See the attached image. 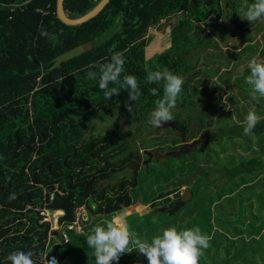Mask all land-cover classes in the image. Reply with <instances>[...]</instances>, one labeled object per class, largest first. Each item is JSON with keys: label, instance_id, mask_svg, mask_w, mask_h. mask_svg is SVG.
I'll return each instance as SVG.
<instances>
[{"label": "trees", "instance_id": "trees-1", "mask_svg": "<svg viewBox=\"0 0 264 264\" xmlns=\"http://www.w3.org/2000/svg\"><path fill=\"white\" fill-rule=\"evenodd\" d=\"M98 1L64 0V10L69 17H78ZM244 5L245 0H110L88 21L67 25L56 15V0H0V264H11L7 257L17 250L33 251L37 264H40L41 252L49 253V259L56 255L58 244L51 245L49 223L39 222V209L45 201L48 208L63 211L61 223L73 221L75 210L81 205L93 214L110 213L131 205L129 190L136 187L139 171H134L130 178L123 174L129 171L127 165L136 147L118 131L119 109L136 125L145 121L147 111H152L155 101L163 96L162 85L147 83V72L167 68L180 76L188 73L194 66L196 54L186 57L191 49L184 50V47L189 42L201 41L198 44L203 42L204 47L215 48L214 37L205 31L210 28L223 32V29H213L214 25H219L217 21L229 19L231 22L236 13V17L240 16ZM228 7L231 14L227 12ZM176 14L173 25L167 30L168 47L152 59L147 58L149 27L170 21ZM43 30L48 35H41ZM190 31H193V38L189 39ZM262 37L264 39L263 34ZM249 42L242 43L251 45ZM87 44L90 47L84 48ZM114 52L122 53L125 59L122 76L130 74L138 79L141 96L136 103L128 100L126 90L105 100L98 79L87 78L89 71L98 72V67L91 65L109 62ZM210 55L218 57L213 50ZM152 60L154 66L149 65ZM225 71L230 72L229 69ZM204 73L198 70L192 77L199 82L196 76ZM206 78L201 79L202 84ZM189 84V81L184 84L182 99L190 88L196 90L195 84L191 87ZM153 87L159 89V96L151 95ZM221 97V94L213 97L220 106L212 101L206 119L199 117L196 118L199 121H193L205 124L231 141L235 136L244 135L242 124L249 109L228 96L233 111L226 110ZM128 103L135 104L133 111L128 110ZM248 108L264 117V106L254 107L248 102ZM106 118H112L113 127L95 132L97 122H104ZM188 118H177V128L184 134L191 129L192 120ZM252 134L257 136L259 151L252 150L251 157L237 158L235 162L217 152L213 162L219 165V175L209 180L216 184L208 190L216 193L219 199L232 198L236 190H243V202L250 201L255 206V231L247 225L242 227L240 217L234 218L233 211L227 210L229 222L220 223L225 246L221 241L215 259L212 255L206 257L211 264H264V242L261 245L254 242L264 238V216L257 215L264 214V188L261 189L264 186V119ZM127 135H132L133 142L131 128ZM226 149L227 146H223L220 150ZM210 157L199 156L198 163L195 159L188 163L187 174L184 178H180L181 174L178 177L174 191L177 195L178 187L183 184H189L191 189L208 180L210 171L198 164L206 159L209 162ZM168 169L173 170L171 166ZM118 170L122 173L120 179L114 174ZM222 176L225 181L221 180ZM233 180L234 184H229ZM224 186L228 192L220 193ZM13 192L17 198L9 200ZM50 192H53L51 200ZM167 192L162 186L153 188L149 191L150 199L167 202L171 194ZM255 197L258 200L253 201ZM150 199L145 203H151ZM256 231L258 238H255ZM202 232L211 235V241L215 239L213 228ZM234 241H238L237 246H227ZM219 250L223 252L221 258ZM67 252L68 249L62 252L58 264Z\"/></svg>", "mask_w": 264, "mask_h": 264}, {"label": "rangeland", "instance_id": "rangeland-1", "mask_svg": "<svg viewBox=\"0 0 264 264\" xmlns=\"http://www.w3.org/2000/svg\"><path fill=\"white\" fill-rule=\"evenodd\" d=\"M234 5H236V2ZM230 11L231 8L228 7L227 12L229 14H231ZM177 15L178 14L173 15L170 21H163L159 26L149 27L147 37L148 44L146 46L147 58L152 59L151 57L155 56L156 53L163 51L168 47L169 37L167 30L173 25L172 21ZM235 15L237 16V13ZM236 16L233 17L231 22L228 21L229 19H220L217 21L219 25H214L213 29H223V32L221 30L214 32L207 27L209 29L205 32L209 33L211 37H214L217 44L215 48H206L204 47L203 42L198 44L201 41L189 42L188 45L184 47V50H186L187 47L191 49L190 52L185 54L186 57L189 58L192 54H196V56L194 58L193 68H191L188 73L181 75V77L184 80V84L187 81H189L191 85L195 84L196 90L190 88L185 99H182V93L179 95L176 108L173 111V119L177 120L178 116H187L190 121L192 120L191 129L189 133L184 136L187 139L184 141L183 146L187 147L188 144L197 140L195 145L198 146L196 147L198 150L194 149L191 151L192 146L190 148L188 147L189 149L186 150L182 149L183 146L180 148H177V145L173 146L174 143L182 141V139L179 138V130L167 127L171 126V123L174 125V121L165 123L162 128L151 127L147 123L148 119L136 125L134 124V120H129L125 111L123 112V110L119 109L117 120L120 121V127L118 131L123 133L125 139L128 140L132 146L140 149V146L142 145L152 151L158 146L160 151L168 150L169 152L167 154L162 152L158 155L157 161L152 159L153 164L149 163L146 167L140 168L137 178L138 183L135 188H130L129 190L130 195L132 196V203L130 206L110 213L96 214H93L86 209L85 213L88 218L87 222H84V224L82 223L83 233L78 234L75 231L68 230V237L70 240L68 244L63 243L61 229L50 236L51 245L62 244L67 246L68 252L61 259V264H95V256L92 249L87 245L86 237L87 235L92 234L94 227H106L107 222L112 219L111 216L114 214H119L123 217L122 220L130 232L136 233L138 238L149 242H151L154 236L160 235L162 231L168 227L174 226L178 230L199 227L202 231H206L208 227H211V229L213 228V230L216 231L215 239L210 241V247L205 250L204 254L200 257V264H211L212 262L210 263L209 261H206V257L209 255L211 258L212 255L215 259L217 246L220 245L221 241V244L225 246V236L220 233L223 231L220 230V223L224 222V224H227L229 222L227 219L228 214L225 213L227 210L231 209V211H233L231 215L234 218L240 217L241 222L243 221V224L241 223L242 227H246L247 225L250 230L254 229L255 231V206H252L250 201L243 202V197L241 196L243 190L241 192L236 190L234 193L235 195L232 196V198L219 199L216 193H211L208 189L216 184H213V182L209 180H213V178L218 177L219 175V165L213 162V159L215 160L216 158L217 152L224 158H233L235 162L238 161L237 158H249L254 153L252 150H255V152L259 151L257 136L254 134L243 135L241 137L235 136L229 141L227 137L223 135L220 136L218 133L213 132L212 129L208 128L205 124H198V122L193 121H199L196 119L199 117H204V119H206L205 114L209 111L208 107L212 101L214 102L216 100L213 97L217 94L222 95L221 100H223L224 104L226 103V107L232 106L230 105L231 101L227 100L228 96L233 97L236 101L238 100L239 103L245 105L247 109H250L248 108V102L253 104L254 107L264 106V98L259 100L252 99L250 95V86L245 82L246 77L250 74V70L247 68L248 61L253 57L258 60H264V48H262L264 46V39L262 37V34L264 35V30H262L264 28V20H258L251 24L250 22L243 20L240 16ZM208 23L212 25V22L208 21ZM238 24L240 25L238 26ZM192 32L193 31H190L188 33L189 39L190 37L193 38ZM217 33H219L218 36ZM245 41H250L251 45L243 44L242 42ZM88 47H90V44L85 45L84 48ZM258 48H261V50L258 51ZM212 50L216 52L218 56L217 59L210 55ZM254 50H257L258 52L252 54ZM236 61H238V64L234 66ZM149 65L154 66V60H152ZM233 66L234 69H232ZM225 69H229L230 72L225 71ZM198 70L203 71V73L205 71L204 74H200V77L196 76L199 78V82L195 81V78L192 77ZM205 76L207 78L204 80V84H202L201 79ZM184 84L182 86V92L186 87ZM230 110L233 111V108L230 107ZM150 113L151 110L147 111V118H149ZM233 114L234 113H232V115ZM228 120L230 119L228 118ZM177 122H179V120ZM107 127H113L112 118H106L104 119V122L98 121L95 132H98L99 129V131L105 130ZM129 128L133 130V142L130 139L132 135H127V130ZM195 136L197 137L191 138ZM223 146H227V149L221 151L220 149ZM169 147L174 148L169 150ZM181 151L184 153H181ZM204 155L207 156V159L211 156V160L208 162L206 159L203 162H199L198 165L199 167L201 166L209 170L211 174L206 177L208 180L200 182L197 187L195 186L196 189L199 188L201 191L204 190L202 193L197 192L195 187H191L190 190L192 193L194 192V195H191L192 198L186 201L185 204L178 209H174L173 207L171 210H167L164 208L167 204L169 205L170 201H156L150 211L146 210V208H139L141 212L149 211L146 212L144 216L140 217L135 213V205L137 203H145L146 200H149L152 195L149 194V191L153 188L158 189L161 186L164 187V190L168 191L167 193L171 192L168 197L172 199V201L175 200V198L178 197H176L177 194L174 192L177 189L178 177L181 174L180 178H184L190 166L188 163H191V161L193 162V159L198 163L197 158H199V156L203 157ZM153 156H155V154H153ZM170 166L173 168L171 171L168 169ZM126 174H129V171H126ZM116 177L117 176L113 175V178ZM224 179L225 176H222L221 180L225 181ZM234 181L235 180L231 181L229 184H234ZM164 182L166 185H164ZM191 182H193V180H191ZM184 186L190 185L183 184L178 187L179 195ZM263 188L264 186L261 187V189ZM220 191V193L228 192L227 186H224L223 190ZM252 200L256 201L258 198L255 197ZM263 203L264 200H262V204ZM257 215H259V218L264 216V214L261 213H258ZM154 220L156 221L155 223L153 222ZM256 234L255 238H258V231H256ZM254 242L255 245H261L264 242V238L261 237L258 240H254ZM229 245H231L230 247H235L238 245V241L229 243L227 246ZM206 251L207 253L205 254ZM230 252H232V250ZM243 256L244 255L242 254L241 258ZM218 257H223L222 250H219ZM250 258L252 259V257ZM115 263L117 264V262ZM118 264H148V261L145 256L134 250L131 254L125 253L122 255Z\"/></svg>", "mask_w": 264, "mask_h": 264}, {"label": "clouds", "instance_id": "clouds-1", "mask_svg": "<svg viewBox=\"0 0 264 264\" xmlns=\"http://www.w3.org/2000/svg\"><path fill=\"white\" fill-rule=\"evenodd\" d=\"M243 20L251 24L264 20V0H254L245 5L239 14ZM41 35H48L46 30ZM239 51V50H237ZM125 59L120 52H114L107 63L97 62L91 65L98 67L97 71H89L87 78L98 79L99 88L104 93L105 100H111L119 95L121 90L128 92L129 101H138L141 96L138 79L134 75H123ZM250 74L245 82L250 86L252 99L264 98V60L253 57L247 63ZM146 81L149 84L162 85L163 96L155 101V108L151 111L147 123L153 128H162L167 122L173 121V111L176 108L179 95L182 93L184 80L165 68L163 71H148ZM109 85H113L109 87ZM153 96H159V89H150ZM135 104L128 103L129 111H133ZM226 110L230 107H225ZM264 119L254 109H249L243 120L244 135L252 134L258 123ZM91 129L89 128V131ZM16 193L9 194V200L16 199ZM156 222L155 220L153 221ZM211 235L203 233L199 227L178 230L176 227L165 228L160 235L152 238L151 242L138 238L130 232L120 216H114L107 222L106 227L96 226L92 234L87 235L86 242L95 256V264H113L119 262L125 253L134 250L146 257L148 264H200V257L210 247ZM34 252L17 250L8 255L11 264H37ZM40 264H58L56 256L49 259V253H40Z\"/></svg>", "mask_w": 264, "mask_h": 264}, {"label": "built area", "instance_id": "built-area-1", "mask_svg": "<svg viewBox=\"0 0 264 264\" xmlns=\"http://www.w3.org/2000/svg\"><path fill=\"white\" fill-rule=\"evenodd\" d=\"M36 10L42 11L43 9L37 8ZM48 195H49V200H51L53 198V192H50ZM46 204L47 202L45 201L43 204V207L39 209V215H40L39 222L42 223V222L47 221L49 223V235L57 233L61 229L63 243L67 244L69 241L68 233H67L68 230L75 231L78 234L83 232V224L84 222L87 221V218H88L85 213L86 207L84 205H81L76 208L75 218L73 221L68 222V223H61L59 219L63 215V212L61 211L51 212V209L48 208Z\"/></svg>", "mask_w": 264, "mask_h": 264}, {"label": "flooded vegetation", "instance_id": "flooded-vegetation-1", "mask_svg": "<svg viewBox=\"0 0 264 264\" xmlns=\"http://www.w3.org/2000/svg\"><path fill=\"white\" fill-rule=\"evenodd\" d=\"M213 103H217V105L219 104L218 102H216V101H214ZM219 106H220V104H219ZM148 119V118H147ZM176 119H173V121L175 122V124L173 125L172 123H171V126H167V127H170V128H172V129H175V130H178V128H177V124L179 123V122H177L178 121V119L175 121ZM172 121V122H173ZM180 131V130H179ZM180 136H179V138H181L182 139V141H180V142H176V143H174L173 144V146L174 145H177V148H180L181 146H183V143H184V141H186V137H184V136H186L187 134H184V133H182L181 131H180V134H179ZM197 136H195V137H191V138H196ZM183 138H185V139H183ZM197 142V140H195V141H193V143H191V144H188V146L187 147H185V146H183L182 147V149L183 150H186V149H189L191 146V151L192 150H194V149H197L196 147H198V146H196L195 145V143ZM198 142L200 143V141L198 140ZM189 147V148H188ZM172 148H174V147H169V150L170 149H172ZM163 150V149H162ZM198 150V149H197ZM156 152H158V153H156ZM168 153L169 151L167 150V151H160L159 150V147L158 146H156L154 149H153V151L152 150H150V149H148V148H145L144 146H140V149L139 148H135L134 150H133V154H132V156H131V161L128 163V165H127V168H128V170H129V174H126V171L127 170H125V172L123 173V174H126L129 178H130V176L134 173V171H139L140 170V168H144V167H146L147 166V164H149V163H151L152 162V159H154V158H157L158 157V155H160L161 153ZM186 152H188V151H186ZM153 154H155V156H153ZM150 161V162H149ZM114 174H118V176H119V179L121 178V176H122V173L121 172H119V170L118 171H116V172H114ZM177 196H179V195H177ZM176 196V197H177ZM174 198V197H173ZM178 198V197H177ZM177 198H175V200H173L172 201V199H169V201H170V203H169V205L167 204L166 205V209L167 210H171V208H173V207H175V202H176V199ZM169 201H167V202H169ZM165 208V207H164Z\"/></svg>", "mask_w": 264, "mask_h": 264}, {"label": "water", "instance_id": "water-1", "mask_svg": "<svg viewBox=\"0 0 264 264\" xmlns=\"http://www.w3.org/2000/svg\"><path fill=\"white\" fill-rule=\"evenodd\" d=\"M26 1H29V0H26ZM109 1L110 0H99L94 5L93 8H91L89 11H87L83 15L78 16V17H69L64 10V4H63L64 0H56V15L63 23L67 25L81 24L83 22L88 21L95 15H97ZM181 153H183V151H181ZM191 195H192V191L190 190L189 186H184L181 190L180 195L176 199L174 209H178L180 206L184 205L186 201L190 200ZM65 249H67V246L65 245L58 246L56 255H55L57 259L60 257V255Z\"/></svg>", "mask_w": 264, "mask_h": 264}, {"label": "crops", "instance_id": "crops-1", "mask_svg": "<svg viewBox=\"0 0 264 264\" xmlns=\"http://www.w3.org/2000/svg\"><path fill=\"white\" fill-rule=\"evenodd\" d=\"M155 201H156V199H153V200H151L150 202L151 203H137L136 205H135V213L136 214H138V216H140V217H142V216H144L145 215V213L146 212H149L150 211V209L153 207V205L155 204ZM139 208L141 209V208H143V209H145L146 208V210H149V211H146V212H141L140 210H139ZM114 216H120L119 214H114V215H112L111 217L113 218ZM122 219H123V217L122 216H120ZM60 245H62V244H60ZM59 246V245H58Z\"/></svg>", "mask_w": 264, "mask_h": 264}, {"label": "bare ground", "instance_id": "bare-ground-1", "mask_svg": "<svg viewBox=\"0 0 264 264\" xmlns=\"http://www.w3.org/2000/svg\"><path fill=\"white\" fill-rule=\"evenodd\" d=\"M54 211H58V212H60L59 210H52V209H51V212H54ZM61 212H63V211H61Z\"/></svg>", "mask_w": 264, "mask_h": 264}]
</instances>
